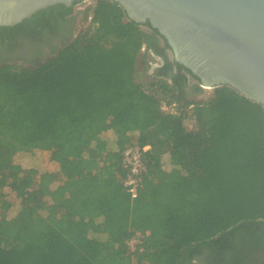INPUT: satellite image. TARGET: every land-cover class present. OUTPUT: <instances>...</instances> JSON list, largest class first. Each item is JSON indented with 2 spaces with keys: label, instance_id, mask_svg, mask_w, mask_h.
I'll use <instances>...</instances> for the list:
<instances>
[{
  "label": "trees",
  "instance_id": "16d2710c",
  "mask_svg": "<svg viewBox=\"0 0 264 264\" xmlns=\"http://www.w3.org/2000/svg\"><path fill=\"white\" fill-rule=\"evenodd\" d=\"M82 1L0 27V264H192L203 250L222 264L240 232L264 231V109L226 86L195 100L199 80L113 0H93L87 27L45 60L14 62ZM141 59L158 64L146 87ZM145 146L131 199L123 153ZM28 155L56 170L15 162Z\"/></svg>",
  "mask_w": 264,
  "mask_h": 264
},
{
  "label": "water",
  "instance_id": "95a60500",
  "mask_svg": "<svg viewBox=\"0 0 264 264\" xmlns=\"http://www.w3.org/2000/svg\"><path fill=\"white\" fill-rule=\"evenodd\" d=\"M79 1L0 0V27L20 24L48 7H70ZM113 1L129 20L148 22L156 29L174 62L189 70L201 88L226 86L264 109V0ZM23 57L14 62L24 64Z\"/></svg>",
  "mask_w": 264,
  "mask_h": 264
},
{
  "label": "flooded vegetation",
  "instance_id": "af4514ba",
  "mask_svg": "<svg viewBox=\"0 0 264 264\" xmlns=\"http://www.w3.org/2000/svg\"><path fill=\"white\" fill-rule=\"evenodd\" d=\"M72 17L73 13L68 18L71 19ZM71 28H73L72 37L76 36L74 35V20H71L70 22H66L56 28V33L54 35V38L51 40V45L49 44L48 46L46 45L40 48L33 47L32 45L28 46L27 48H17L16 52H14L15 55L13 56H28L31 54H36L43 49L44 51H48L49 46H60L61 37L67 39V35L69 34ZM258 244L260 245L259 247L257 246ZM211 255H214L213 251L203 250L201 253L195 255L196 257L193 258L192 264H210L212 261L214 262V260H211L209 258L211 257ZM209 260H211V262ZM222 264H264V231L260 230L253 233L240 232L237 235L236 244L228 252L225 253Z\"/></svg>",
  "mask_w": 264,
  "mask_h": 264
},
{
  "label": "rangeland",
  "instance_id": "374dc122",
  "mask_svg": "<svg viewBox=\"0 0 264 264\" xmlns=\"http://www.w3.org/2000/svg\"><path fill=\"white\" fill-rule=\"evenodd\" d=\"M90 3V2H89ZM86 5H88V2H84V3H80L78 5H74L72 7V12H73V16H74V35H77L78 32L83 31L87 25H88V16H89V12H87L86 17L84 18L85 15V10H83L82 7H85ZM82 8V10L80 9ZM167 57L169 60H172V54L170 51H167ZM48 57V56H47ZM47 57L43 58L42 60H45ZM18 64V63H17ZM22 65V64H19ZM154 65V64H153ZM158 66V64L156 63L154 66L146 64L145 61H143L142 59L138 61L137 63V71H136V80L141 83L143 86L146 87V83H148L150 81V77L153 74L154 68H156ZM190 83H194L193 80H189ZM203 89V88H202ZM212 95V91L210 89H203L202 92L193 97L195 100H199V101H206L208 100ZM191 126L190 122H186V127L189 129ZM101 137L107 142L108 148L110 149H114L115 148V136L113 134L112 131H105L102 133ZM36 161V162H35ZM41 160L37 159V158H33V156H26V157H22V156H18L15 159L16 163H20L21 166L23 167H33L36 169H48L50 171H54L56 170V164L53 162H48L46 165L43 166L42 162H40ZM163 166L166 169H169L167 160L164 159L163 160ZM17 208L13 209L8 216L12 217L15 213Z\"/></svg>",
  "mask_w": 264,
  "mask_h": 264
},
{
  "label": "built area",
  "instance_id": "2783aa9c",
  "mask_svg": "<svg viewBox=\"0 0 264 264\" xmlns=\"http://www.w3.org/2000/svg\"><path fill=\"white\" fill-rule=\"evenodd\" d=\"M88 2V5L85 7H82L83 10L88 9L90 11V7L93 5V0H83L81 3ZM90 2V3H89ZM82 8H80L82 10ZM88 11V12H89ZM88 22L90 20V13L87 18ZM144 49H142L143 51ZM150 65H152L150 63ZM154 66V65H152ZM149 149V146H145L142 148V150L136 149V148H128L124 153H123V167L126 170V178L124 181V187L127 191V193L130 195L131 199H135L137 196V191L140 183V177L141 174L145 170V166L142 163L141 157L142 153L147 151ZM136 244L135 239H131L128 241V247L130 251L134 250V246Z\"/></svg>",
  "mask_w": 264,
  "mask_h": 264
}]
</instances>
